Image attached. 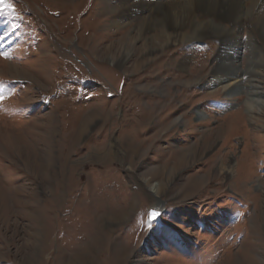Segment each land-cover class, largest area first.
Listing matches in <instances>:
<instances>
[{
	"label": "rangeland",
	"instance_id": "1",
	"mask_svg": "<svg viewBox=\"0 0 264 264\" xmlns=\"http://www.w3.org/2000/svg\"><path fill=\"white\" fill-rule=\"evenodd\" d=\"M138 1L0 10V264H264L257 18L144 51Z\"/></svg>",
	"mask_w": 264,
	"mask_h": 264
},
{
	"label": "bare ground",
	"instance_id": "2",
	"mask_svg": "<svg viewBox=\"0 0 264 264\" xmlns=\"http://www.w3.org/2000/svg\"><path fill=\"white\" fill-rule=\"evenodd\" d=\"M152 1V3L146 4L145 0H139V6L137 4L136 6L129 5L127 7L129 12L132 10L134 13L141 7L144 14H146L142 16L139 23L136 24L138 25L137 28L133 29L135 31V37L130 38L131 43L141 41V48L144 51L152 47L157 48V45L163 48L167 44H174L182 41H199L211 36H218L223 39L224 42L231 43L233 46L235 41L233 37L235 35V28L242 27L243 23L248 22L251 18H257L254 23H258V31L262 33L264 37V17L261 16L260 10L250 17L257 0H173L165 3L155 0ZM246 1H249L250 5L244 7L243 3ZM255 9L256 8H254V10ZM134 13H128L127 17H132L135 15ZM198 17H204L206 20L195 22ZM223 23L231 25L232 28L223 26ZM115 25L119 32L120 30L117 28V24ZM184 27L189 28L191 31L187 38L181 36V34L176 31L177 29L182 30ZM151 29L157 32L156 35L158 36L157 39H159V42L156 44L153 42L149 43V40L144 37L145 33ZM184 39L186 41H184ZM131 46L132 45L128 44L127 48H125L126 55H128L130 51L129 47ZM222 50L221 53H218L221 57L224 55V47ZM126 58L125 56L123 60ZM150 191L154 197H157L159 192L157 186H151ZM150 209L162 210L159 204H156Z\"/></svg>",
	"mask_w": 264,
	"mask_h": 264
},
{
	"label": "snow or ice",
	"instance_id": "3",
	"mask_svg": "<svg viewBox=\"0 0 264 264\" xmlns=\"http://www.w3.org/2000/svg\"><path fill=\"white\" fill-rule=\"evenodd\" d=\"M0 10L14 14V9L11 4L7 3V0H0ZM0 99H2V96H0ZM159 215L160 213L154 209L151 212H149L148 213L149 225H151V223L155 221L159 217Z\"/></svg>",
	"mask_w": 264,
	"mask_h": 264
},
{
	"label": "water",
	"instance_id": "4",
	"mask_svg": "<svg viewBox=\"0 0 264 264\" xmlns=\"http://www.w3.org/2000/svg\"><path fill=\"white\" fill-rule=\"evenodd\" d=\"M152 210H153V209H149V210H148V213L151 212ZM154 210H156V209H154ZM156 211L159 212V213L161 214V211H160V210H156ZM159 216H160V215H159ZM157 219H158V218H157ZM148 221H149V217H148Z\"/></svg>",
	"mask_w": 264,
	"mask_h": 264
}]
</instances>
